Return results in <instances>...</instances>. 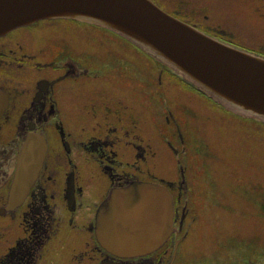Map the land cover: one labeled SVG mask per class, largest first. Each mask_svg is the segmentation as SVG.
I'll use <instances>...</instances> for the list:
<instances>
[{
    "label": "flooded vegetation",
    "instance_id": "af4514ba",
    "mask_svg": "<svg viewBox=\"0 0 264 264\" xmlns=\"http://www.w3.org/2000/svg\"><path fill=\"white\" fill-rule=\"evenodd\" d=\"M152 1L264 53V0H238L239 15L225 8L236 0ZM229 114L106 27L41 19L0 35V264H264L262 185L213 178L218 166L235 170L209 137ZM40 149L37 176L15 183L24 156ZM130 183L164 184L174 202V230L140 254L113 247L129 206L112 194ZM248 206L260 228L220 222V209L246 218Z\"/></svg>",
    "mask_w": 264,
    "mask_h": 264
},
{
    "label": "water",
    "instance_id": "95a60500",
    "mask_svg": "<svg viewBox=\"0 0 264 264\" xmlns=\"http://www.w3.org/2000/svg\"><path fill=\"white\" fill-rule=\"evenodd\" d=\"M44 18H70L111 29L227 110L264 123V56L214 37L151 0H0V35ZM40 150L39 155L24 156L15 183L37 176L44 159ZM112 195L129 206L116 220L112 238L117 251L148 252L174 230L173 198L164 185L130 183Z\"/></svg>",
    "mask_w": 264,
    "mask_h": 264
},
{
    "label": "rangeland",
    "instance_id": "374dc122",
    "mask_svg": "<svg viewBox=\"0 0 264 264\" xmlns=\"http://www.w3.org/2000/svg\"><path fill=\"white\" fill-rule=\"evenodd\" d=\"M232 6H226L227 10L239 15L243 11V6L241 3L236 0V3ZM221 8V7H220ZM233 18V17H232ZM234 25H239V22L233 18ZM241 20L240 24L242 23ZM234 114H229V127H223L217 133L218 138L211 140L214 151L220 153V155L228 161L231 165L235 166V170L232 172L230 168L224 170L222 167H217L218 169L214 171V177L216 179H225L231 180L237 179L240 180V183H246L247 190H254L262 185V193L264 195V124L255 123L250 119H244V121L238 120L233 116ZM214 131L212 127H208V134ZM223 187L224 183H217L219 186ZM237 183H227L228 191ZM250 194V193H248ZM235 207H239L233 201L228 200ZM228 203V202H227ZM226 202L219 204L220 208H223L224 205L228 206ZM220 215L223 226H226L230 222L226 223V220H235L237 221V227L245 228H260L261 224L255 219L254 209L248 206L247 217L242 218L239 215H231L226 212L224 209H220ZM239 211V209H237ZM243 211V210H242ZM204 239L199 243H205L206 233L202 236ZM264 239V237H263Z\"/></svg>",
    "mask_w": 264,
    "mask_h": 264
},
{
    "label": "bare ground",
    "instance_id": "6f19581e",
    "mask_svg": "<svg viewBox=\"0 0 264 264\" xmlns=\"http://www.w3.org/2000/svg\"><path fill=\"white\" fill-rule=\"evenodd\" d=\"M44 19H52V18H44ZM60 19V18H59ZM61 19H65V18H61ZM41 20V19H40ZM43 20V19H42ZM36 21H38V20H36ZM36 21H34V22H36ZM34 22H32V23H34ZM32 23H30V24H32ZM30 24H28V25H30ZM21 26H23V25H21Z\"/></svg>",
    "mask_w": 264,
    "mask_h": 264
}]
</instances>
